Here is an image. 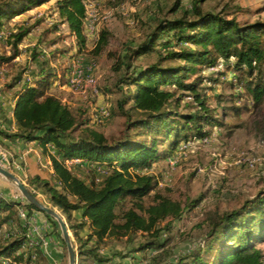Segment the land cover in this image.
<instances>
[{
	"label": "trees",
	"instance_id": "obj_1",
	"mask_svg": "<svg viewBox=\"0 0 264 264\" xmlns=\"http://www.w3.org/2000/svg\"><path fill=\"white\" fill-rule=\"evenodd\" d=\"M47 1L0 0V28ZM207 1L192 0L185 9L181 0H172L170 13L179 15L156 19L142 40L126 46L112 65L115 79L105 92L119 94L116 106L125 123L118 140L109 142L91 129L73 136L91 119L79 121L73 109L48 94L57 77L47 62L39 64L29 81H20L26 69L12 75L5 86L3 92H10L12 104L4 108L0 103V137L35 142L44 151L48 145L52 148L48 154L51 180L33 176L25 183L60 210L80 264L87 259L94 264L107 262L99 249L108 237L141 232L147 237L137 252L164 249L167 239L161 238L157 225L168 216L179 217L181 210L157 194L153 205L143 207V199L155 192L158 181L142 170L166 160L182 141L204 139L210 129L223 125L215 109L206 104L201 87L204 81L217 82L223 67L235 73L236 84L243 87L254 108L264 101V21L239 24L221 13L204 10L201 5ZM54 11L84 44V0H56ZM13 27L7 34L9 55H0V68L22 55L19 46L34 26ZM96 38L102 50L107 35L102 31ZM37 58L32 54V61ZM142 58L153 61L135 64ZM210 68L214 71L206 77L198 75L189 81L191 75ZM176 92H180L178 97ZM185 93L193 100L189 113L178 111ZM230 110L235 116L242 111L235 107ZM9 115L15 128L12 132L5 129L10 127ZM72 160L89 164L95 177L88 183L73 174L66 166ZM102 167L105 169L98 174ZM127 199L131 207L125 209ZM198 201L187 207H195ZM19 208L27 212L25 220H20ZM36 212L41 213L24 199L15 201L0 192V229L13 223L18 226ZM73 213L79 217L74 218ZM44 216L58 229L53 219ZM203 224L207 230L197 247L167 264H264L257 247L264 242V191L236 209L206 213ZM18 229L0 238V264H48L40 245H29L26 224ZM83 230L87 231L84 239L80 236ZM58 236L65 248L59 232Z\"/></svg>",
	"mask_w": 264,
	"mask_h": 264
},
{
	"label": "rangeland",
	"instance_id": "obj_2",
	"mask_svg": "<svg viewBox=\"0 0 264 264\" xmlns=\"http://www.w3.org/2000/svg\"><path fill=\"white\" fill-rule=\"evenodd\" d=\"M55 1L48 0L0 28V55L6 56L10 51L7 34L14 29V24L34 26L19 46L22 55L0 68V92L5 91L12 75L27 69L20 81H29L39 64L47 62L57 77L48 94L59 98L62 104L73 109L79 121L87 122L91 119L88 125L79 127L73 136L91 129L102 133L109 142L118 140L125 123V118L116 106L119 94L105 92L115 79L112 65L126 46L142 40L156 19L172 18L180 12L170 13L172 0H84L85 42L81 44L55 13ZM191 1L181 0V4L188 9ZM201 7L213 13H221L228 19L233 18L239 24L264 21V0H208ZM102 31L107 35V43L99 50L96 36ZM32 54L38 56L36 61L31 60ZM75 61L81 62L80 67L85 72L83 77H88V81L83 80V85L78 89L68 83V70ZM152 61V58H142L135 64L142 65ZM220 70L222 75L217 82L204 81L201 87L207 106L215 109L223 125L210 129V134L204 139L182 141L166 160H158L150 169L142 170V173L155 175L158 181L155 192L143 199V207L153 205V196L157 194L177 204L181 210L179 217L168 216L157 225L161 238L167 239L166 246L163 250L137 252L136 249L146 239V234L138 232L134 235L108 237L99 249L101 256L108 259L104 264L172 262L195 249L202 240L207 230L203 224L206 213L236 209L244 200L264 191V101L254 108L251 100L246 98L243 87L236 84L235 73L223 67ZM212 71L214 69L210 68L197 72L191 75L189 81L198 75L206 77ZM93 89L95 92L91 91ZM179 94L180 92H176L175 97ZM184 95L178 111L189 113L192 111L189 106L193 100L187 93ZM231 107L242 111L235 116ZM243 107H247V110ZM164 146H159L158 149H164ZM0 147L9 155L6 148L1 144ZM48 148L51 147L48 145ZM66 166L88 183L95 177L92 167L87 163L72 160ZM104 169L98 168L97 173L101 174ZM45 176H49L48 179L51 180L50 174L46 173ZM20 181L65 221L60 210L52 207L41 192L27 186L26 179ZM0 192L10 199L22 201L21 198H16L21 197L17 188L1 176ZM197 200L199 201L195 207H187ZM129 207L131 202L127 199L125 209ZM20 211L22 208L18 209V216L23 220ZM37 213H33L37 217L30 216L25 222L19 221L18 226L26 224L28 227L29 245L44 241L47 245H39L48 264H68L66 248L58 236L59 228L55 229L43 213ZM139 213L143 215V211ZM18 226L15 223L3 226L0 238L18 232ZM68 233L72 243L73 237L70 231ZM86 233L83 230L80 236L84 239ZM76 244L79 245L77 242ZM257 247L264 256V242ZM76 264H80V259H76ZM84 264L94 262L87 259Z\"/></svg>",
	"mask_w": 264,
	"mask_h": 264
},
{
	"label": "crops",
	"instance_id": "obj_3",
	"mask_svg": "<svg viewBox=\"0 0 264 264\" xmlns=\"http://www.w3.org/2000/svg\"><path fill=\"white\" fill-rule=\"evenodd\" d=\"M0 103L4 108H9L11 106L10 92H0ZM8 119L10 121V127H6L5 129L12 132L15 128L10 115L8 116ZM0 143L8 150L10 155V169L19 179H26L27 177L33 176H40L41 178L48 179L49 176L47 177L45 174H52L48 157L52 148H48L47 146L44 151L35 142L26 143L20 140H10L4 137H0ZM43 168L46 170H43ZM34 214L31 216L37 217V215ZM73 217L78 218L79 215L73 213Z\"/></svg>",
	"mask_w": 264,
	"mask_h": 264
},
{
	"label": "water",
	"instance_id": "obj_4",
	"mask_svg": "<svg viewBox=\"0 0 264 264\" xmlns=\"http://www.w3.org/2000/svg\"><path fill=\"white\" fill-rule=\"evenodd\" d=\"M0 176L17 188L21 197L26 201L27 204L33 206L39 212L46 214L56 222L67 251L68 264H76L75 251L69 237L66 223L61 218V216L53 208L47 207L39 199H37L34 193L29 190L13 173L0 167Z\"/></svg>",
	"mask_w": 264,
	"mask_h": 264
},
{
	"label": "bare ground",
	"instance_id": "obj_5",
	"mask_svg": "<svg viewBox=\"0 0 264 264\" xmlns=\"http://www.w3.org/2000/svg\"><path fill=\"white\" fill-rule=\"evenodd\" d=\"M78 63H81V62L75 61L74 64L70 65L69 70H68L69 71L68 83L70 84L71 87H73L75 89L80 88L83 85V83H84L83 80H77V75L76 74H81L82 77L85 74L84 70L78 65ZM0 154L4 157V162H5L6 167L9 168L10 161H9L8 153L3 148L0 147Z\"/></svg>",
	"mask_w": 264,
	"mask_h": 264
},
{
	"label": "built area",
	"instance_id": "obj_6",
	"mask_svg": "<svg viewBox=\"0 0 264 264\" xmlns=\"http://www.w3.org/2000/svg\"><path fill=\"white\" fill-rule=\"evenodd\" d=\"M91 30H92V29H91ZM78 65L81 66V63H78ZM87 68H88V67H86V69H87ZM89 68H90V67H89ZM76 75H77V80H85V81H88V77H82L81 74H76ZM91 91H94V89L91 90ZM94 92H95V91H94ZM0 167L3 168V169H5V170L11 171V169H9L8 167H6L5 162H4V157H3L1 154H0ZM16 198H21V199H23L22 197H16ZM20 212H21V214H22L23 220H25V218H26V216H27V212H26L24 209H22V211H20ZM39 244H41L42 246L47 245V243L44 242V241H40Z\"/></svg>",
	"mask_w": 264,
	"mask_h": 264
}]
</instances>
